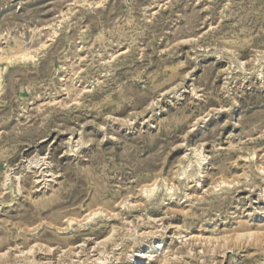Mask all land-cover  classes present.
I'll use <instances>...</instances> for the list:
<instances>
[{
	"label": "rangeland",
	"instance_id": "1",
	"mask_svg": "<svg viewBox=\"0 0 264 264\" xmlns=\"http://www.w3.org/2000/svg\"><path fill=\"white\" fill-rule=\"evenodd\" d=\"M0 75V264H264V0H0Z\"/></svg>",
	"mask_w": 264,
	"mask_h": 264
},
{
	"label": "bare ground",
	"instance_id": "2",
	"mask_svg": "<svg viewBox=\"0 0 264 264\" xmlns=\"http://www.w3.org/2000/svg\"><path fill=\"white\" fill-rule=\"evenodd\" d=\"M31 39V38H30ZM37 38H35V40H36ZM22 41H24V40H22ZM22 41H20V40H16V43H15V47H17V48H25L26 47V44L24 43V42H22ZM26 41V40H25ZM36 43H37V41H36ZM28 44H30V43H28ZM39 44V43H38ZM38 44H36V45H38ZM34 45V44H33ZM28 46V45H27ZM30 47H32V45L30 46ZM26 50H28V49H26ZM21 51V50H20ZM22 52V51H21ZM37 57V56H36ZM20 58V57H19ZM19 58H17V59H19ZM22 58V57H21ZM25 60H28V59H34V56H32V55H28V56H24L23 57ZM14 60H16V59H14ZM23 60V59H22ZM35 60V59H34ZM11 61H13V60H11ZM10 62V61H9ZM10 63H12V62H10ZM14 63V62H13ZM1 76L2 75H0V80H1ZM195 153V152H194ZM34 161H36V160H34ZM203 161V160H202ZM38 163V162H37ZM199 164H202V163H199ZM199 166H201V165H199ZM42 167V166H41ZM188 167V166H187ZM205 169V168H204ZM262 169V168H261ZM200 170H202V169H199V171ZM223 170V169H222ZM261 171V170H260ZM194 173H195V171H194ZM183 174V173H182ZM195 175V174H194ZM200 175V174H199ZM198 175V176H199ZM52 176V175H51ZM191 177H192V175H191ZM194 177V176H193ZM197 177V176H196ZM52 181V180H51ZM218 182H220V181H218ZM227 181H222L221 183H226ZM47 185V184H46ZM216 185V184H215ZM217 185H219V184H217ZM227 185V184H226ZM45 187H47V186H45ZM221 187V186H220ZM228 187H229V184H228ZM152 188H155V187H152ZM145 190V189H144ZM148 190H149V188H148ZM150 190H153V189H151L150 188ZM155 191V190H154ZM153 191V192H154ZM150 192V191H149ZM152 192V191H151ZM151 192L149 193L150 194V196H151ZM215 193H217V192H215ZM153 194V193H152ZM153 196V195H152ZM151 196V197H152ZM154 197V196H153ZM95 215H96V213H95ZM93 218V217H92ZM91 219V218H90ZM250 232V231H249ZM239 234V233H238ZM238 234H236V236L238 235ZM241 234V233H240ZM248 234V233H247ZM254 234H257L256 232H250L249 233V237L246 235V233H245V235L248 237V238H250V236H252L253 237V235ZM260 234V233H259ZM258 235V234H257ZM200 236V235H199ZM244 236V235H243ZM260 236H262V235H259L258 237L260 238ZM195 237H196V235H195ZM224 237V236H223ZM232 237V236H231ZM239 237H240V235H239ZM237 238L238 240L240 239V238ZM245 237V236H244ZM222 238V237H221ZM227 238H229V236H227ZM243 238V237H242ZM215 239V238H214ZM224 239V238H223ZM205 240V239H204ZM225 240V239H224ZM229 240H230V238H229ZM216 241V240H215ZM227 241V240H226ZM208 242V241H207ZM210 244H211V242H209ZM225 243V242H224ZM149 244V243H148ZM227 244V243H226ZM214 246V245H213ZM148 247V246H147ZM152 248V247H151ZM147 249V248H146ZM156 258V257H155ZM166 258H164V263L163 264H165V261H167L168 262V260H165ZM144 260H150V262H149V264H155L154 262H155V260H151V256L148 254V252L147 251H140L137 255H135V258H133V260L131 261V263L130 264H143L145 261ZM170 260V259H169ZM162 260H159V263L158 264H160V262H161ZM145 264H147L146 262H145Z\"/></svg>",
	"mask_w": 264,
	"mask_h": 264
}]
</instances>
